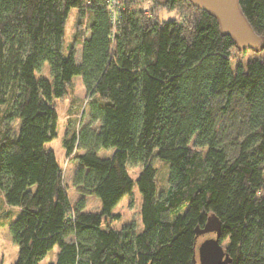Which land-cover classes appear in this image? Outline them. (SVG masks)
I'll return each instance as SVG.
<instances>
[{
  "label": "trees",
  "instance_id": "1",
  "mask_svg": "<svg viewBox=\"0 0 264 264\" xmlns=\"http://www.w3.org/2000/svg\"><path fill=\"white\" fill-rule=\"evenodd\" d=\"M237 1L263 40L258 49H239L190 0L129 1L116 25L98 0H0V227L6 224L21 248L14 264H39L54 247L51 264H191L203 236L197 231L211 218L220 224L228 264H264V0ZM72 9L80 21L64 54ZM161 12L176 17L161 20ZM234 54L247 58L233 64ZM45 64L52 99L45 124L28 121L16 133L41 91L40 81L33 89L32 73ZM114 68L119 100L108 85ZM75 77L90 121L67 128L62 145L81 166L77 193L96 196L99 213L70 203L62 168L43 147L56 137L55 103L78 109ZM220 101L223 112L241 114L242 133L230 151L219 133ZM101 150L112 153L100 157ZM153 160L166 169L165 181ZM137 165L133 179L127 167ZM134 188L140 229H117L112 210Z\"/></svg>",
  "mask_w": 264,
  "mask_h": 264
},
{
  "label": "rangeland",
  "instance_id": "2",
  "mask_svg": "<svg viewBox=\"0 0 264 264\" xmlns=\"http://www.w3.org/2000/svg\"><path fill=\"white\" fill-rule=\"evenodd\" d=\"M150 0H148L149 2ZM173 17H176L174 13L161 12L160 19L161 20H169ZM89 17L85 15L84 18L81 19V24H84L81 30V33L86 34V27L88 24ZM78 11L76 9L70 10L67 20L64 26V35H63V51L64 54H68L70 47L72 46L73 38L76 34L77 24L79 22ZM80 24V25H81ZM75 51V62L79 64L81 61V51L82 46L76 45L74 48ZM246 56H236L233 55L232 62L233 64L238 62L239 60L244 62ZM33 74V75H32ZM31 85L34 90H36V86L38 81L41 82V91L37 94L34 93L33 101L29 108L23 113L24 115L19 119V121L15 124L16 133L20 130V128L28 123V121H35L37 123L45 124V120L43 116L48 105L51 103L52 99L49 94L48 84L50 81L49 67L45 64L40 71V73H32ZM109 90L111 97L113 99H120V80L117 75V69L114 68L109 74L108 80ZM73 94L76 98V103L78 105V109L75 110V107H71L68 105L66 100H60L55 103L56 113H57V122H56V137L43 145L44 148L51 149L56 157L58 164L62 168L63 179L65 185L67 186V193L69 197V201L72 205L81 201L84 204V211L91 213H99L101 211V202L94 195L83 196L77 193L75 189V185L78 182V170L80 169V165L74 159H68L65 157L64 149H63V139L65 137L66 130L71 129V127L80 128L88 124L90 121L88 116V97L86 96L85 89L83 87L82 81L80 77H75L73 80ZM225 102L220 101L217 103V109L220 111L224 108ZM70 106V107H69ZM220 113V114H219ZM217 113L216 119L221 117V112ZM224 116L222 121L220 122V134L223 140L226 142V145L230 151V142L238 133H242V127L239 125L241 114L239 112H235L230 114L229 111L223 112ZM70 122V124H69ZM95 126V125H94ZM190 147L194 148V141L190 142ZM226 147V148H227ZM196 149V148H195ZM196 150H201L203 154L206 152V148H198ZM82 152L78 151L75 153L76 155H80ZM111 151H103L99 152L100 157H108L111 155ZM154 167L158 169L157 179L159 182H163L166 179V169L160 162L153 160L151 162ZM128 174L131 178L135 179V177L139 174L142 169V165L137 166H128ZM141 197L136 188L132 190L131 195L125 196L117 206L112 210V213L117 215L119 220L114 221L112 225L121 229L126 226H132V228L137 232L140 229V216H139V207H140ZM215 235L212 233L205 234L198 239L197 247L201 242L206 239L214 238ZM224 244V243H223ZM58 252V248L54 247L47 256L39 263V264H51L55 263L56 254ZM21 248L15 245L9 234L8 226L5 224L0 227V264H14L18 257L20 256ZM198 264V259H197Z\"/></svg>",
  "mask_w": 264,
  "mask_h": 264
},
{
  "label": "water",
  "instance_id": "3",
  "mask_svg": "<svg viewBox=\"0 0 264 264\" xmlns=\"http://www.w3.org/2000/svg\"><path fill=\"white\" fill-rule=\"evenodd\" d=\"M162 3L165 0H155ZM190 2L207 12L217 20L220 32L234 40L239 49H258L263 40L256 36L243 14L241 13L237 0H190ZM212 233L214 238L206 239L199 244L191 264H228L229 259L220 245V224L213 218L209 219L205 228L197 231V235Z\"/></svg>",
  "mask_w": 264,
  "mask_h": 264
},
{
  "label": "built area",
  "instance_id": "4",
  "mask_svg": "<svg viewBox=\"0 0 264 264\" xmlns=\"http://www.w3.org/2000/svg\"><path fill=\"white\" fill-rule=\"evenodd\" d=\"M86 4H90L91 0H84ZM105 5L108 12L109 18L113 25H116L121 18V15L125 11L126 3L136 2V3H146L148 0H98Z\"/></svg>",
  "mask_w": 264,
  "mask_h": 264
},
{
  "label": "crops",
  "instance_id": "5",
  "mask_svg": "<svg viewBox=\"0 0 264 264\" xmlns=\"http://www.w3.org/2000/svg\"><path fill=\"white\" fill-rule=\"evenodd\" d=\"M48 88H49V86H48ZM49 94H50V91H49ZM31 105V104H30ZM30 105L28 106V108L30 107ZM43 119L45 120V114H44V116H43ZM31 121V120H30ZM31 122H35V121H31ZM37 123V122H36ZM45 123V122H44Z\"/></svg>",
  "mask_w": 264,
  "mask_h": 264
}]
</instances>
